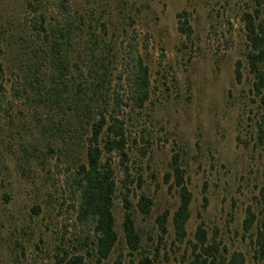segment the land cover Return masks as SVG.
<instances>
[{
	"label": "rangeland",
	"instance_id": "1",
	"mask_svg": "<svg viewBox=\"0 0 264 264\" xmlns=\"http://www.w3.org/2000/svg\"><path fill=\"white\" fill-rule=\"evenodd\" d=\"M58 1L69 5L65 20L55 13ZM252 5V0H0V264H56L64 250L84 254L86 249L79 247L85 233L62 187L63 168L72 171L83 162L84 149L55 138L64 126L65 105L59 109L37 95L38 84L49 82L50 37L33 36L31 21L47 32L69 31L67 78L74 80L68 85L79 84L87 96L95 84L91 70L105 67L101 94L108 96L120 69L123 38L135 33L140 44L146 36L147 48L139 47V55L148 70V98L139 113L124 119L127 178L119 160L111 159L117 240L101 264H134L139 256L157 264H185L186 241L193 242L199 224L208 238L216 234L227 254L240 252L244 264H252L249 240L255 223L242 232L246 209L264 221V142L257 140L264 111L252 92L241 21ZM181 13L191 30L188 38L176 30ZM15 81L18 99L11 90ZM174 154L191 194L181 244L171 225L178 195L168 188L171 176L164 181ZM126 189L139 236L131 255L121 228ZM141 195L151 201L147 215L136 208ZM163 212L162 234L156 218Z\"/></svg>",
	"mask_w": 264,
	"mask_h": 264
},
{
	"label": "trees",
	"instance_id": "2",
	"mask_svg": "<svg viewBox=\"0 0 264 264\" xmlns=\"http://www.w3.org/2000/svg\"><path fill=\"white\" fill-rule=\"evenodd\" d=\"M252 1V9L241 15L246 39L244 57L248 72L253 77V95L258 98L264 111V0ZM54 7L57 17L67 19L70 11L67 1H58ZM30 27L33 36L38 37L43 34L44 39L50 37L47 48L51 63L48 86L38 84L36 90L37 95H41L46 103L55 105L59 109L65 105L64 111L61 112L64 126L61 134L55 133V138L62 137L63 143L77 142L84 149L83 162L77 163L72 171L68 165L63 168L62 187L63 193L71 203L69 208L75 213V222L85 233L79 247L86 249L84 254H70L64 250L62 256L56 258V264H101L108 257L117 240L112 214L116 185L111 159L115 157L119 160V166L122 167L123 175L127 178V170L123 167L126 161L124 119L131 113H139L148 98V70L139 55V47L144 50L147 48L146 36H142L140 44L136 42L135 33L123 38L120 69L116 73V82L109 90L108 96L106 93L105 96L101 94L104 90L105 67L103 64H98L95 70H91L94 73L92 80L95 84L87 96L79 84L73 86L72 82L70 86L68 85L74 80L71 76L67 78L69 70L66 41L69 39V31L50 29L47 32L34 21L30 22ZM176 30L185 38L191 34L184 13L177 15ZM72 67L79 75L81 74L74 64ZM239 69L240 63L236 62L234 79L237 83L240 80ZM34 81L40 83L38 78H34ZM11 90L12 95L18 99L19 83L17 81L14 82ZM61 121L62 118L59 124ZM257 140L260 145L264 142V116H261L260 123L257 125ZM60 152V156L67 157L65 150ZM48 153L52 155L51 150ZM170 169L171 174H165L164 181L167 183L171 176L172 181L168 188H175L178 195V205L171 215V225L174 240L181 244L185 238V224L189 218L188 207L191 194L184 182V171L179 166L176 154L171 156ZM125 192L122 196L121 228L125 245L131 255L138 249L139 236L134 229L129 212L130 205L127 201L129 190L126 189ZM2 197L6 200L4 196ZM136 208L140 214L147 215L151 208V201L141 195L136 202ZM166 218L167 212H163L156 218L162 234L165 233ZM254 223V234L249 240L251 261L252 264H264V221H257L254 214L247 208L241 224L242 232H249ZM193 239V242L186 241V245L190 247V254L185 264H244L245 262L240 252L227 254L225 247L216 240L215 233L208 238L201 224L196 226ZM184 261L182 257L180 262L184 263ZM134 264L157 263L150 257L139 256Z\"/></svg>",
	"mask_w": 264,
	"mask_h": 264
}]
</instances>
